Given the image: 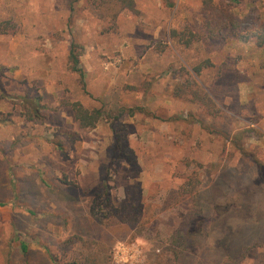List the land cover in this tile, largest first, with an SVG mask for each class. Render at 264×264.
Returning a JSON list of instances; mask_svg holds the SVG:
<instances>
[{"label": "rangeland", "instance_id": "374dc122", "mask_svg": "<svg viewBox=\"0 0 264 264\" xmlns=\"http://www.w3.org/2000/svg\"><path fill=\"white\" fill-rule=\"evenodd\" d=\"M133 2L0 0V264H264V0Z\"/></svg>", "mask_w": 264, "mask_h": 264}, {"label": "trees", "instance_id": "16d2710c", "mask_svg": "<svg viewBox=\"0 0 264 264\" xmlns=\"http://www.w3.org/2000/svg\"><path fill=\"white\" fill-rule=\"evenodd\" d=\"M120 1L124 7L128 8L131 11H134V2L133 0H118ZM224 23L228 24L230 29L236 30L238 28L237 21L233 18V16L229 13L224 14ZM225 27V26H224ZM14 30V25H11L10 22L4 20L0 21V34H5L9 30ZM221 30V29H219ZM240 36V35H239ZM248 39L255 42L256 46L264 49V20L260 24L257 29L254 31L249 32L246 35ZM77 45L71 43L68 53V61L70 64L71 71L75 72L79 76V81L82 83L84 78V71L79 67V52L77 51ZM199 71V68L196 69ZM63 107L70 108L72 113L73 119L77 123L80 129H93L96 125L103 119V112L101 109H92L89 110L85 108L80 102L74 101H62ZM43 106L38 102V99H35L31 106L27 108L26 117L28 120L32 121L35 124L42 125L44 124L46 117L40 116V111ZM129 112L132 115L131 109H123L120 113H125V111ZM118 151H115V153ZM24 251H26L25 247H22Z\"/></svg>", "mask_w": 264, "mask_h": 264}]
</instances>
